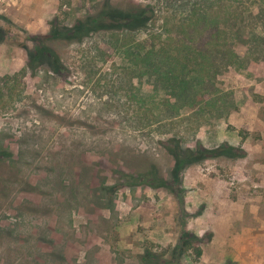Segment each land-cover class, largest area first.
I'll return each mask as SVG.
<instances>
[{
  "label": "rangeland",
  "instance_id": "rangeland-1",
  "mask_svg": "<svg viewBox=\"0 0 264 264\" xmlns=\"http://www.w3.org/2000/svg\"><path fill=\"white\" fill-rule=\"evenodd\" d=\"M201 52L175 108L168 63ZM263 226L264 0H0V264H264Z\"/></svg>",
  "mask_w": 264,
  "mask_h": 264
},
{
  "label": "trees",
  "instance_id": "trees-1",
  "mask_svg": "<svg viewBox=\"0 0 264 264\" xmlns=\"http://www.w3.org/2000/svg\"><path fill=\"white\" fill-rule=\"evenodd\" d=\"M103 18V19H102ZM153 18V11L151 13L147 12V9L145 8H136L135 11L133 10H114L113 12H103L102 17H87L84 21H79L75 26L73 27H63L62 29H59L58 27L54 28V32L52 33L54 38L60 39V36H63V38H75L77 40L82 39V37H85L86 35H89L91 32H97V31H122V30H128V31H137L142 30L147 27V25L150 23V21ZM60 35V36H59ZM218 51V47H217ZM209 52V51H207ZM220 51L217 52V54ZM211 53L213 54V50H211ZM224 54V55H223ZM221 55V59L226 60V55L223 53ZM234 55V54H233ZM212 55L205 54V52L198 53L194 57L195 60L199 59L200 62L196 64L197 68H194V75L193 72H189L188 74L184 72V70H188L190 65H183L182 70L183 72H178L180 63H168L167 73L164 76L165 80H174V86L170 88L171 96L174 97V102H172V106L175 108H196L197 107V94L198 91L202 88L204 89L205 83L210 82L209 72H206L205 66L209 67L211 69L210 62L212 63L211 57ZM237 57L236 55H234ZM191 56H186V59H190ZM170 60L171 58H166ZM165 59V60H166ZM164 60V59H163ZM162 60V61H163ZM166 64V62H165ZM213 64V63H212ZM171 65H174L171 67ZM226 67L228 66V63L224 64ZM171 68H170V67ZM195 86V87H193ZM202 86V87H199ZM195 90V93L193 92ZM191 93H193V96H188ZM176 144V148L174 146L173 148V156L176 158V167L178 169H181L180 165L181 163L178 161L182 156L180 157L178 154L180 150V144L176 141H173ZM177 153V154H176ZM178 159V160H177ZM191 163V162H189ZM188 163V164H189Z\"/></svg>",
  "mask_w": 264,
  "mask_h": 264
},
{
  "label": "crops",
  "instance_id": "crops-1",
  "mask_svg": "<svg viewBox=\"0 0 264 264\" xmlns=\"http://www.w3.org/2000/svg\"><path fill=\"white\" fill-rule=\"evenodd\" d=\"M260 229H261V231H263L264 226H263L262 228H260ZM248 233H249V234H252V233H254V232H253L252 230H249ZM262 238H264V235H262Z\"/></svg>",
  "mask_w": 264,
  "mask_h": 264
}]
</instances>
